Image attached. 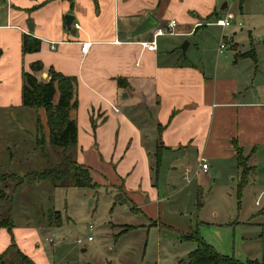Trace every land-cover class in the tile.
<instances>
[{
	"label": "crops",
	"instance_id": "obj_1",
	"mask_svg": "<svg viewBox=\"0 0 264 264\" xmlns=\"http://www.w3.org/2000/svg\"><path fill=\"white\" fill-rule=\"evenodd\" d=\"M238 3L236 17L228 0H0V108L22 105V74L33 63L44 66L36 75L39 81L47 80L49 68L75 79L77 107L70 114L77 125L74 160L90 169L95 183L119 188L134 211L151 216L165 202L157 183L164 165L172 169L184 164L187 183L198 177L207 185L216 174L237 181L238 189L244 179L236 218L220 226L238 228L247 254L242 263L261 262L264 93H249L246 77L235 67L246 60L238 48L240 19H246L251 29L256 18L264 26V0ZM67 15L74 18L70 28L65 26ZM226 15L230 26H216V20ZM146 18L155 25L137 34ZM170 21H175L172 33L167 32ZM208 27L222 30L218 37L213 35L217 40L222 36L218 53L214 49L211 55L200 44L191 51L189 40ZM23 35L40 40V50L23 54ZM251 38L249 31L246 39ZM228 39L232 49L222 53ZM152 40L155 51L143 50L141 43ZM184 41H189L185 53ZM83 43L90 44L86 53L80 50ZM118 79L126 87H119ZM35 113L44 126L43 110ZM200 158L208 163L206 172L199 167ZM11 234L17 249L34 264H48L39 227H12ZM10 244V233L0 228V254ZM13 256L11 252L7 259Z\"/></svg>",
	"mask_w": 264,
	"mask_h": 264
},
{
	"label": "rangeland",
	"instance_id": "obj_2",
	"mask_svg": "<svg viewBox=\"0 0 264 264\" xmlns=\"http://www.w3.org/2000/svg\"><path fill=\"white\" fill-rule=\"evenodd\" d=\"M228 4L231 12L240 16L238 0H228ZM240 20L238 48L252 57H245L235 69L246 77L249 93L258 90L262 94L264 26L254 19V32L246 19ZM219 31L222 30L215 27L199 29L194 42L189 40L190 50L200 44L209 54L214 49L218 53L222 36L217 40L213 35L218 37ZM249 31L251 40L246 39ZM232 46V41L226 40L222 53L230 52ZM35 111L23 105L0 108V175L6 176L0 180V190L6 195L0 204V221L8 220L17 230L39 227L48 264H189L188 256L196 243L185 236L193 233L219 254L240 263L246 260L238 228L220 226L236 218L241 197L237 181L215 174L207 185L197 181L198 177L187 183L183 180L184 164L178 163L172 169L164 165L157 174V183L165 202L150 216L134 211L127 195L111 184L96 183L95 188L79 189L36 180V174L59 165L63 153L43 143L44 128L41 122L38 127ZM134 112L131 111L133 118L138 120ZM72 154L75 159V150ZM150 160L155 187V156ZM126 228L130 229L125 231ZM88 236L92 241H87ZM78 240L81 245L76 244Z\"/></svg>",
	"mask_w": 264,
	"mask_h": 264
},
{
	"label": "trees",
	"instance_id": "obj_3",
	"mask_svg": "<svg viewBox=\"0 0 264 264\" xmlns=\"http://www.w3.org/2000/svg\"><path fill=\"white\" fill-rule=\"evenodd\" d=\"M40 45V40L31 35H23V54L38 52ZM241 57L252 56L247 53ZM43 71L44 66L40 62H36L31 64L28 72H23L22 105L34 110H43L45 117L43 128L47 130V137L45 138L46 140L42 141L43 143L46 141V144L50 147L61 149L63 161L47 171L36 174L35 179L50 182L57 187L95 188L97 184L92 178L90 169L79 165L72 157V153L77 147V125L70 115L71 111L77 107L76 81L73 78L55 72L52 68L47 70V80L39 81L36 75ZM124 82L123 79L117 80L119 87H126ZM37 122L40 128V119L37 118ZM39 141H42H37L40 145ZM158 162L159 155H157V167ZM243 171L247 172V170ZM5 177V175H0V180L6 179ZM244 183L243 179L237 189L238 193H241ZM5 199L6 195L0 190V204ZM0 228L7 229L11 236V244L5 252L0 254V264H34L33 261L17 249L11 234L12 225L10 222L1 220ZM129 229L126 228L125 231ZM185 239L196 243V249L188 256L189 264H264V259L261 262L247 261L246 263H240L234 258L223 256L199 237L197 233H193L185 237ZM11 252H14L13 258L7 259Z\"/></svg>",
	"mask_w": 264,
	"mask_h": 264
},
{
	"label": "built area",
	"instance_id": "obj_4",
	"mask_svg": "<svg viewBox=\"0 0 264 264\" xmlns=\"http://www.w3.org/2000/svg\"><path fill=\"white\" fill-rule=\"evenodd\" d=\"M230 23H231V19H230V16L229 15H226L224 16L223 18H220V19H217L216 22H215V25L216 26H219V27H222V28H227L228 26H230ZM75 29H79V26L78 25H74ZM175 27V21H170L167 28H168V33H172L173 31V28ZM160 34H162L161 32H159ZM90 47V44H87V43H83L81 45V53H86L88 48ZM141 47L143 50H146V51H149V52H152V51H155L156 49V44H155V41L152 40L150 42H144V43H141ZM224 48V44H221L220 45V49H223ZM116 111V110H115ZM199 167L200 169L203 171V172H206L208 170V163L206 161L205 158H200L199 160ZM188 173H189V170H186V178L188 177ZM93 228L92 226L89 227V230L91 231ZM49 242H52V239H49L48 240ZM87 241H92V238L91 236H88L87 237ZM77 245H81L82 244V241L78 240Z\"/></svg>",
	"mask_w": 264,
	"mask_h": 264
},
{
	"label": "water",
	"instance_id": "obj_5",
	"mask_svg": "<svg viewBox=\"0 0 264 264\" xmlns=\"http://www.w3.org/2000/svg\"><path fill=\"white\" fill-rule=\"evenodd\" d=\"M226 4L221 8V11H223L225 8H226ZM74 21V18L72 16H65V26L67 28H70L72 23ZM155 25V22H153L151 20V18H146L145 21L141 24V26L137 29L136 33H141V32H144L145 30H147L148 28H151ZM29 30H32V25L29 24ZM186 47H187V42H185L183 44V46L181 47V50L183 53H185V50H186ZM124 98L126 97L125 95L123 96Z\"/></svg>",
	"mask_w": 264,
	"mask_h": 264
}]
</instances>
